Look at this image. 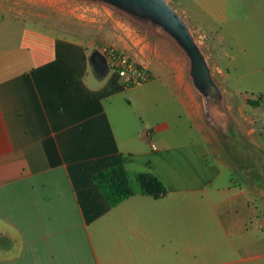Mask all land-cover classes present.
Segmentation results:
<instances>
[{"label":"crops","instance_id":"obj_1","mask_svg":"<svg viewBox=\"0 0 264 264\" xmlns=\"http://www.w3.org/2000/svg\"><path fill=\"white\" fill-rule=\"evenodd\" d=\"M45 22L0 14V264H264V192L236 174L184 66H143L152 79L128 87ZM117 166L132 196L110 207L92 178Z\"/></svg>","mask_w":264,"mask_h":264},{"label":"rangeland","instance_id":"obj_2","mask_svg":"<svg viewBox=\"0 0 264 264\" xmlns=\"http://www.w3.org/2000/svg\"><path fill=\"white\" fill-rule=\"evenodd\" d=\"M166 1L193 32L225 97L230 120L223 115L218 121L235 133L229 136L231 142L220 137V145L241 180H253L264 192V7L259 6L264 0ZM9 9L45 17L44 26L78 40L100 60L104 50L112 48L118 56L141 66L184 63L166 44L136 29L107 6L80 0H0V14ZM248 101L257 102V107ZM239 116L254 128V135L246 134L236 119Z\"/></svg>","mask_w":264,"mask_h":264},{"label":"water","instance_id":"obj_3","mask_svg":"<svg viewBox=\"0 0 264 264\" xmlns=\"http://www.w3.org/2000/svg\"><path fill=\"white\" fill-rule=\"evenodd\" d=\"M80 1L102 8L107 6L109 10L123 16L130 25L166 44L175 54L179 55L184 60L186 79L201 103L204 121L218 138L221 137L227 142L232 141L229 136L232 137V134L235 133L234 129L231 131L225 123L218 121L223 115L229 119V115L225 97L212 76L207 57L195 41L191 29L166 0ZM93 61L95 64L97 61V65H99L98 62L103 61V65L106 66L105 60L102 58L100 60L97 55ZM231 123L234 124V120ZM231 128L233 127L231 126ZM234 153L235 149L233 148L232 154Z\"/></svg>","mask_w":264,"mask_h":264},{"label":"trees","instance_id":"obj_4","mask_svg":"<svg viewBox=\"0 0 264 264\" xmlns=\"http://www.w3.org/2000/svg\"><path fill=\"white\" fill-rule=\"evenodd\" d=\"M248 104L252 107L258 105L257 102L252 101H248ZM92 181L110 207H115L132 196L126 172L122 166L104 170L94 175ZM137 181L144 195L159 198L166 192L162 184L150 175H139Z\"/></svg>","mask_w":264,"mask_h":264},{"label":"built area","instance_id":"obj_5","mask_svg":"<svg viewBox=\"0 0 264 264\" xmlns=\"http://www.w3.org/2000/svg\"><path fill=\"white\" fill-rule=\"evenodd\" d=\"M104 59L108 69L123 78L128 87L144 84L153 77L147 68L133 60L118 56L112 48L104 50ZM150 135L149 131L145 133L146 138H149Z\"/></svg>","mask_w":264,"mask_h":264},{"label":"flooded vegetation","instance_id":"obj_6","mask_svg":"<svg viewBox=\"0 0 264 264\" xmlns=\"http://www.w3.org/2000/svg\"><path fill=\"white\" fill-rule=\"evenodd\" d=\"M96 64H97V61H96Z\"/></svg>","mask_w":264,"mask_h":264}]
</instances>
